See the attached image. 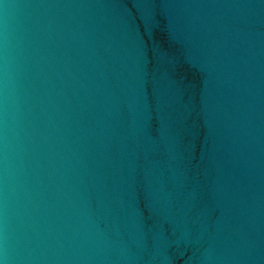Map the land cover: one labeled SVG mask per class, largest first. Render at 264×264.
Masks as SVG:
<instances>
[{
    "label": "water",
    "instance_id": "obj_1",
    "mask_svg": "<svg viewBox=\"0 0 264 264\" xmlns=\"http://www.w3.org/2000/svg\"><path fill=\"white\" fill-rule=\"evenodd\" d=\"M0 264H264V0H0Z\"/></svg>",
    "mask_w": 264,
    "mask_h": 264
}]
</instances>
